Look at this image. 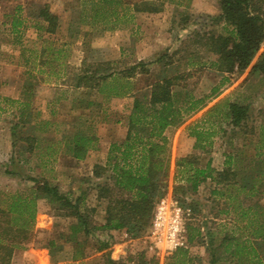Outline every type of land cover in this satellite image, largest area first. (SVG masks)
<instances>
[{
    "label": "rangeland",
    "instance_id": "obj_1",
    "mask_svg": "<svg viewBox=\"0 0 264 264\" xmlns=\"http://www.w3.org/2000/svg\"><path fill=\"white\" fill-rule=\"evenodd\" d=\"M145 1H150L152 7L159 9V12H133L132 5ZM121 2V6H116L100 0H0V87L2 90H6L9 80L14 75L17 78L20 77L21 82L24 81L25 86L29 87L28 100L30 105L28 108H23L22 111L25 114L28 111L32 117L31 120L35 123L48 121L47 123L50 124L47 130L40 128L33 131L34 136L46 139L47 144L59 151L62 148V145L60 146L61 140L71 138L78 131L77 129L84 130L82 128L87 123L84 119L90 117V111L92 114L91 121L97 126L92 133L98 139L116 140L124 135L125 128L123 125L103 123V117H100V113L101 110L105 109V113L110 120L115 122L117 119H121L123 122L129 110L128 100H113L102 104L101 97L97 95L92 97L83 96V102L79 104L80 110L75 111L74 115L68 114L66 112L68 108L59 105L58 102L65 97L62 92L70 91L67 94L71 93V90L66 87L75 84L76 76L84 68H90L91 70H107L108 68L107 72L111 70L118 72L125 71L138 63H145L143 67L136 70L131 79V84L135 89L134 94L142 97L143 94L149 91V86L157 76H174L177 72L184 73L190 63H195L197 65L191 67V69L202 67L203 71L201 79L195 87L194 94L197 97L207 96L213 87H219L221 95L210 103L206 109L187 119L180 128L170 132V170L167 186L165 187V196L171 195L173 197V188L179 185V181H173L175 162L185 158V156H194L196 153L193 151L194 149L190 148V142L188 144L187 141L186 144L187 130L185 127L200 119L209 107L224 97H227L230 101H238L240 104L248 105L249 120L240 129H233L226 124H222L221 127L224 132L212 138L211 147L207 148V153H203L198 157L197 166L203 168L209 162L214 170L220 171L224 169L228 157L231 156L236 157L239 161V173H245L249 170L254 171L253 168L255 167L252 164L256 161L254 155L259 149L258 146L261 145L258 142L260 127H264V78L260 76L247 78V75L264 49V43L244 74H221L216 72L214 67L217 56L208 52L203 45H200L201 43L194 44V41H207L209 35L215 37L218 35L225 36L230 31L223 24L213 20V17L220 13L218 0H121ZM43 7H47L50 12L54 11L56 15L60 14L59 28L64 27V31L68 29L74 34L77 33L78 35H75V37L78 38L74 41L73 34L69 37L68 33L60 36L62 30L58 28L59 35L55 33L52 36H48L43 30H38L40 39L35 41L36 36L33 34L31 24H33V21L36 23L38 12ZM65 12L68 14L66 18L63 17ZM14 15L18 17V21H24L23 26L20 27L22 34L18 35L19 44L22 47L19 50L14 48V46L19 45L12 42L15 35L11 38L10 34L7 33V27ZM62 23L64 26H62ZM76 43H81V45H76ZM62 44H70L72 46V49L68 50L70 58L77 55L76 57L86 61L85 67L78 66L76 60L73 61L77 64L65 65L64 67L58 66L56 62H51V59L49 60L51 52ZM35 45L46 48L44 59L47 62L42 66L35 65L32 67L34 77L29 78L26 75L25 66L15 67L11 65V58L13 61H19L20 59V63L21 58L26 57L27 49H30V47L35 48ZM36 53L38 54L37 51ZM164 54H168L172 58L173 62L170 68L165 69L161 64L156 63ZM106 64L112 66H105ZM55 75H60V77L55 78ZM222 78L227 80H222ZM193 82L194 78L189 83ZM87 98L91 99L93 105L86 108ZM50 102H53L52 105H49ZM99 103H101L100 108L98 107ZM1 104L8 110L6 113L0 114V191L2 193L0 195V205L5 207L6 204L1 203L5 195H12L17 192L23 193L30 186L26 182L29 176L41 175L51 183L56 184L64 193L71 190L78 195L82 188H78L76 185L78 181L75 180L74 174L90 173L87 172L88 166H85L84 169L81 167L75 169L74 164L59 160V155L51 157V160L44 159L43 166L39 169L35 168L33 172L29 168L36 165V163H41L37 162L36 157H34L36 161L31 159L29 164L21 166L10 163L9 158L13 150L10 147L9 129L14 123L20 122L21 116L19 114V119H16L17 115L11 112V110L16 109V105ZM22 119L26 120L25 117ZM254 146L258 149L254 150ZM242 151L243 153H241ZM187 152L190 154L188 155ZM263 155L264 152L259 156V159L262 160L260 169L264 167ZM55 157L56 160H53ZM8 165H11V168L20 174V179L2 175L3 170L7 169ZM66 171L72 173V181L69 178L68 180L65 179L64 173ZM106 173L103 175V179L98 181L99 183H111L108 178L110 172L107 171ZM182 184L184 185V183ZM204 195L201 188L199 193L187 196L186 201L199 204V212L191 219L190 209L182 208L184 211V227L188 223L200 227L201 233L204 235V243L209 239L207 233H211L215 241L214 246H216L225 235L231 236L236 233V226L232 221L222 222L224 218L221 215L209 221L208 219L212 217V214H208L209 211L213 209L217 215V211L221 206L219 201L206 204L204 202L206 196ZM177 197L179 198V195L175 197L176 200ZM92 199V194H88L85 203L88 207L95 205ZM239 199H241L243 206L252 205L256 201L263 205L264 193L259 197L252 198H245V196L240 195ZM38 207L42 215H49L46 203L40 201ZM101 211H98L97 217V221L100 223L103 222L104 217ZM55 221L62 220L55 218ZM64 226L65 224H62L61 231L64 230ZM239 227L237 226V229ZM58 228L56 227L54 232L51 231L52 233L38 231L37 237L30 247L39 248L48 239H53L61 244L60 239H58V231H60ZM147 233L138 239H131L124 232L113 233L111 240L108 242L110 244L108 253L96 252L95 247L90 242L89 245H85V250L87 249L88 253L87 260L79 264H139L142 254L145 259L155 258L158 264H163L164 258L172 252L163 254L162 251L151 248ZM238 234L237 231L235 235ZM100 239L105 238L103 236ZM63 246V253L58 258L59 263L74 264L70 262L73 247L70 244H64ZM182 247H188L186 236ZM206 247L201 244H196L191 248L188 247L192 256L196 257L192 264H208L209 256L205 251ZM15 262L19 264V261L16 260Z\"/></svg>",
    "mask_w": 264,
    "mask_h": 264
},
{
    "label": "trees",
    "instance_id": "obj_2",
    "mask_svg": "<svg viewBox=\"0 0 264 264\" xmlns=\"http://www.w3.org/2000/svg\"><path fill=\"white\" fill-rule=\"evenodd\" d=\"M100 1L116 6L122 4L121 0ZM218 8L220 13L213 17V20L223 24L230 31L225 36L209 35L207 41H194V44L201 43L200 45L208 52L217 56L214 64L216 72L242 75L264 43V0H218ZM132 10L137 13L159 12V9L152 7L150 1L132 5ZM114 14L117 16L115 12ZM35 28L43 30L48 35H54L59 28L58 18L47 7H43L38 12ZM172 62L168 54H164L156 61L165 69L170 68ZM144 64L138 63L118 72L113 70L107 72L108 68L107 70L84 68L76 76L73 85L88 90L87 97L95 90L105 101L131 95L133 97L130 113L125 118L127 127L125 137L110 146L106 166H96L93 171L95 178H101L107 171L111 173V183L99 186L97 194L99 199L106 201L103 222L100 223L93 218L94 209L87 207L81 209V197L70 199L59 193L57 185L35 178L31 179L35 185L30 190L29 194L32 196L29 200L12 198L7 208H0V236L3 239L29 241L32 236L31 229L35 224L53 231L60 224L55 218L66 221L68 234L59 233L61 245L49 241L42 252L51 263H55L57 256L64 250V244L73 245L70 258L76 261L87 257L85 245H89L90 242L96 252L108 253L110 250L108 242L113 233L124 232L131 239H138L149 231L155 206L165 196L169 178L170 132L180 128L187 119L206 109L220 97L221 92L219 87H213L209 95L197 97L194 91L201 79L203 68L197 67L193 70L191 67L197 64L190 63L184 73L157 76L149 86V91L139 97L132 94L135 89L131 79L136 70ZM253 76L264 78V49L249 70L247 78ZM193 78L194 82L190 84ZM88 104L93 103L88 101L86 105ZM100 106L101 104H98L99 108ZM20 112V123L14 126L12 136L16 135L17 138L28 142L25 151L32 154L38 139L35 136H27L32 132V126L25 125L30 124V113L25 114L22 110ZM24 117L26 120L22 119ZM248 120V105L224 97L186 128L188 136L195 141L193 149L196 153L175 162L173 181H179V185L173 188L172 195L174 199L179 195L175 200L181 208L190 209L191 219L199 212V204L188 202L186 198L190 194H197L199 186L207 180L228 189L230 186L240 184L241 189L238 192H242L245 198L261 195L260 190L264 189V167L259 168L262 163L259 158L252 163L254 171L249 170L245 173H239V161L231 156L221 171L214 170L209 162L203 168L197 166L198 157L207 153L212 138L224 132L222 124L240 129ZM115 122L119 123L120 120L117 119ZM17 129L19 131L15 132ZM259 138L264 149L263 126L260 127ZM65 143L64 152L79 159L86 155L90 137L84 134L83 130H78ZM50 150V154H55V149ZM5 172L10 174L13 171L8 168ZM238 176L240 179L237 182ZM211 194L219 197L220 194L224 196L225 192L213 190ZM40 199L48 206L49 215L43 216V222L39 223L40 215L37 213L36 201ZM228 199L233 200L230 195ZM244 207L240 205L238 207L239 216L246 223L237 229L239 232L237 237L225 235L214 246L215 241L211 233H207L209 239L204 243L200 227L188 223L185 225L188 247L196 244L207 246L205 251L209 256L208 264H264V206L256 201ZM96 233L98 238L94 237ZM245 234L247 236H244ZM103 236L105 239H100ZM188 247L177 248L164 258L163 264H192L196 257L192 256ZM0 253L2 254L0 264H7L11 255L10 250L0 246ZM139 264H158V261L155 258L145 259L142 254Z\"/></svg>",
    "mask_w": 264,
    "mask_h": 264
},
{
    "label": "crops",
    "instance_id": "obj_3",
    "mask_svg": "<svg viewBox=\"0 0 264 264\" xmlns=\"http://www.w3.org/2000/svg\"><path fill=\"white\" fill-rule=\"evenodd\" d=\"M51 13L53 15H55L57 18L60 17L59 16L60 14L56 15V13L54 11ZM64 14H65V16H63V17L66 18L68 15L67 12H65ZM17 18L18 17L16 15H14L12 17V21L10 22V24L7 27L8 28L7 33L10 34L11 38H13V35H15L14 39H12V42L15 43L16 45H19L17 47L14 46V48H17V50H19L22 47H20L18 35L22 34L20 32V27L23 26L24 21L23 20L18 21ZM60 19L61 18H59L58 20H60ZM62 26H64L63 23H62ZM31 27L33 30V34L36 36L35 41H37L38 39H40V36L38 37V30H36V28H35L34 21H33V24H31ZM59 29L62 30V31H60V36L64 35L65 33L66 34L68 33L69 37L72 36V34H73V37H74L73 40L74 41L76 38H78V37H75V35H78V34L77 33L74 34L71 30L67 29L66 31H64V27H61ZM36 33H37V35H36ZM55 33H57L59 35V31H57ZM48 36H52V35H48ZM78 41H80V40H78ZM76 45H81V43H78V44L76 43ZM71 49H72V46H70V44H62L56 50H53L51 52L49 60L51 59V62H56L57 65L60 67H64L65 65H70V64H77L73 61V60H76V61H78V66L85 67L84 65L86 64V61L81 60L80 58L76 57L77 55L72 56L70 58L68 50H71ZM36 51L38 52V54L36 53ZM45 51H46V48L44 46L37 47L35 45V48L30 47V49H27V51H26V57L21 58L22 61L20 63H19L20 59H19V61L18 60L13 61V59L11 58V65H13L15 67L25 66L27 77L33 78L34 75H32V70H33L32 67H34L35 65L42 66L47 62V61H45L46 59H44V55L46 54ZM18 58H20V57L18 56ZM36 58H37V60H36ZM56 76H58V75H55L54 77L56 78ZM59 77H60V75L57 78H59ZM0 80H1V78H0ZM4 80H6V79H4ZM4 82L7 83V81H4ZM8 83L9 84H8V87L6 88V90H2V88L0 87V114L6 113L8 110L6 107H3V104H1V103L8 104V105L10 104V106H12L14 104V105H16V109L13 111L11 110V112H12V114L17 115V117H15L16 119H19L18 115L21 114L20 110H22L23 108H28L30 105L29 104L30 102L28 100L29 99V97H28L29 96V90H28L29 87L27 88L24 84V81L22 83L20 77L17 78L16 75H14V77H12ZM0 85H1V81H0ZM66 88H69L71 90V93L67 94V92H70V91H63L62 94H64L65 97L62 98V100L58 103L60 106H62L64 108L65 107L68 108L66 111L68 114L74 115L75 111L80 110L79 104L83 102V99H82L83 96L85 97L89 91L86 90L85 88H82V87L77 88V87L71 86V85H69ZM132 94H134V93L132 92ZM94 95L101 97L100 101L102 104L104 102L109 103L110 101H113V100H121V101H123V100L127 101L128 100L127 104H128L129 110L126 114L129 115L130 110H131V106H132V102H133L132 95L126 96V97L121 98V99H110V101H105L102 98V96L97 94V92L95 90L92 91L89 96L92 97ZM88 101H91V99H89ZM88 101H86V102H88ZM52 103L50 102L49 105H52ZM101 103H99V104H101ZM25 104H26V106H25ZM89 106H91V105H89V104H88V106L86 105V108ZM26 112H27L26 114L29 113L28 111H26ZM31 112H32V110H31ZM104 113H105V109L101 110L100 117H103V119H102L103 123H113V124L116 123V122H113L112 120H110L108 118V116H106V113L104 116ZM36 115L38 116V114H36ZM91 115L92 114L90 111L89 112L90 117L87 118L86 120L84 119V121H86L87 123H86L85 127L82 128V129H84L83 130L84 134H86L88 137H90V143L88 145V150H87L86 155L84 157L79 158V159H75L70 154H67L64 152L63 149L65 148V144H66L65 142L68 141V139L61 140V144H60V146L62 145L61 150L56 151V149H55L56 152H55V154L52 155V154H50L51 153L50 149L52 148V146L47 144L48 142H46V139L39 138L38 136H35L38 139L37 143H35L36 149L33 150L32 154H28L25 151L28 142L26 143L24 139L17 138L16 135L12 136V131H13L14 126L20 123V122H16L13 125H11V127L9 129V134H10V138H11L10 147L13 150V152L10 155L9 161L12 164L16 163L18 166L19 165L21 166L23 164H29L31 159H33V161H36L34 158V157H36L37 162H41V163H39V164L36 163V165H33V167L29 168V170L31 172H33L35 170V168H37V169L41 168L43 166V164L45 163L44 159L51 160V157H53L55 155L60 156L59 160H62L65 162H70V164H74L75 169H77L79 167L84 169L85 166H88L87 172H90V173H84V174L80 173V175L73 173L75 176V180L78 181V183L76 185L78 186V188H82V190L79 192L78 195L74 194L75 192H73L71 190L64 193L63 191H61V189L59 187H58V189H59L60 194H63L70 199H76L77 197H81V199H82L81 204H80L81 209L83 207H87L89 209H94L93 218L97 221V217L99 214L98 211H101L103 209L101 211V213H102V215L104 214V208L106 205V201L99 199L97 197L99 186L103 185L102 183H99L98 181L102 180L103 176L101 178H95L93 176V171H94V168L96 166H101V167L106 166L107 161H108V152H109L110 146L113 143L119 142L120 140H122L125 137L127 127H126L125 120H123V122H124V124H123L122 120L120 119V122L116 123V124L117 125H123L125 128L124 135L122 137H120L116 140L106 139V138L98 139V137L92 133L94 128H96L97 126H95L94 123H92ZM127 115L125 116V114H124V116H125V117L123 116L124 119L127 117ZM47 122L48 121H45L43 123H41V122L35 123V122H33V120L30 119V122H29L30 124L25 123V125L28 127L32 126L31 130L33 132V131H37V129H40V128L41 129L44 128L47 130V128L50 127V124H48ZM189 125L190 124H188V126ZM188 126H186L185 128H187ZM77 130H79V129H77ZM16 131H19V129L15 130V132ZM31 133H28L27 136L28 137L34 136V132L32 134ZM16 134H18V132ZM187 141H188V144H189V142L191 143L190 148L193 149V145H194L195 141H194V139H192L191 137L188 136V133L186 131V144H187ZM258 142H259V144H261L260 146H258L259 149L256 148V146H254V150L258 149L257 153L255 154L256 156L254 155V158H256V160H258L259 156L262 154V152H264V149L262 147V143H260V138L258 139ZM244 151H245V149H244ZM241 153H243V151ZM187 154L189 155L190 153L187 152ZM185 157H188V156H185ZM53 160H56V157ZM11 165H8L7 169L11 168ZM7 169L3 170L2 175L9 177V178L20 179L19 178L20 174L16 173V171L12 168L11 169L13 172H11L10 174H6L5 171ZM64 174H65V179L68 180V178H69L72 181V176H73L72 173H69V171L68 172L66 171ZM110 176L108 177L109 179H110ZM35 178L41 179V180L43 179V180L50 182L47 178L42 177L41 175H37L35 177L29 176L27 178L26 182L28 184H30V186L28 188H26L23 193L17 192V193H14L12 195H5L4 198L1 200V203H3L4 205L6 204V205H5V207L0 205V208L1 209L7 208L8 204L10 203L12 198L20 197V198H25V199L29 200L32 196V194H29L30 190L35 185L34 182L31 181V179H35ZM239 179H240V176H238L237 182ZM71 181H70V183H71ZM53 185H56V184H53ZM201 188L205 194L204 196H206V197H204L205 198L204 202L206 204L207 203L210 204V202L214 203L216 201H219V205L221 206L219 211H217V215H216V213H214L213 209H211L209 211L208 214L209 215L212 214V217H210L211 219H208L209 221H212L215 219L216 216L221 215L224 218V220L222 222L232 221L236 226L235 227L236 231H237V226H243L246 223V221L243 220L242 218H240V216H239V212H240V210L238 209L239 205H240V207L241 206L244 207L243 205H241V203H242L241 199H239V196L243 195L242 192L241 193L238 192L241 189L240 184H237L236 186H230V188L228 189V188H224L222 185L217 186V185H215V183L211 182L210 180H207L206 182H204L203 184H201L199 186L198 193L200 192ZM213 190L220 191L223 193L225 192V194H224V196H222L220 194L219 197L217 195L213 196L211 194ZM231 192H233L232 195L230 194ZM260 193L262 195V193H264V189H261ZM88 194H92V196H93L92 201L94 200L93 202L95 204L94 206L88 207L85 204L87 201V198H88ZM236 194H238V196L235 197L234 195H236ZM0 195H2L1 191H0ZM229 195L233 200L228 199ZM40 201L45 203V201L43 199L36 201L37 213L40 215V219H38L39 223L43 222V220H41L43 216L44 217L47 216V215H42V213H40V211L38 210V208H39L38 204ZM263 206H264V204H263ZM230 219H232V220H230ZM60 222H57V223H60L58 230L62 227V224H65V226H64V230L61 231V229H60V231H58V232L59 233L61 232L63 234H68V224L66 223V221H63V220ZM239 224H241V225H239ZM55 230H56V228H54V230L52 232H54ZM38 231H42L44 233L45 232L52 233L50 230H47L43 226L40 227L38 224H35V226H33V228L31 229L32 236L30 237L29 241H25L22 239H15L12 241L10 238L3 239V237L0 236V246L4 247L7 250H10V253H11L10 258H8L7 264H18L15 262L16 260L19 261V264H60L58 261V258H60V256L62 255L63 252L57 256V260L55 263H51L50 260L46 257V255L42 254V252L45 251L44 248L48 244L49 241H54L56 244H57V241H55L53 239H48L46 242H43L41 244V246L39 247L41 249H39V248L34 249V248L30 247L32 245L33 241L36 239ZM0 233H1V230H0ZM235 234L236 233H234L233 236ZM238 235H235V236L237 237ZM244 236H247V234H245ZM94 237L98 238V233H96L94 235ZM58 239H59V237H58ZM65 245H68V244H65ZM70 245L73 247L72 244H70ZM0 257H2L1 253H0ZM85 260H87V258L76 260V261H72L70 258V262H73L74 264H79Z\"/></svg>",
    "mask_w": 264,
    "mask_h": 264
},
{
    "label": "built area",
    "instance_id": "obj_4",
    "mask_svg": "<svg viewBox=\"0 0 264 264\" xmlns=\"http://www.w3.org/2000/svg\"><path fill=\"white\" fill-rule=\"evenodd\" d=\"M147 239L151 248L162 251L163 254L183 246L184 211L171 195L164 196L157 202Z\"/></svg>",
    "mask_w": 264,
    "mask_h": 264
}]
</instances>
